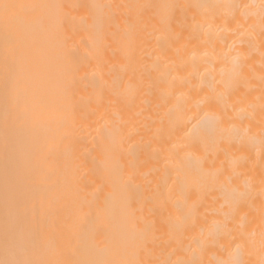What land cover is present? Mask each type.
<instances>
[{"label": "snow or ice", "instance_id": "1", "mask_svg": "<svg viewBox=\"0 0 264 264\" xmlns=\"http://www.w3.org/2000/svg\"><path fill=\"white\" fill-rule=\"evenodd\" d=\"M0 159V264H264V0H0Z\"/></svg>", "mask_w": 264, "mask_h": 264}, {"label": "bare ground", "instance_id": "2", "mask_svg": "<svg viewBox=\"0 0 264 264\" xmlns=\"http://www.w3.org/2000/svg\"><path fill=\"white\" fill-rule=\"evenodd\" d=\"M13 2L17 3H35V2H40V0H13ZM66 2H73V0H66ZM81 2H91V3H97V4H138V3H143L145 0H81ZM151 2L154 3H166V2H172V0H151ZM214 2H221V3H229L232 2V0H214ZM237 2H242V3H254V4H259L260 0H237ZM121 27H123V19L121 18ZM254 67H255V73L258 75L260 71V65H259V56L256 55L253 61ZM258 95V92L255 93L252 97V99H255V96ZM150 166V165H149ZM3 167V161L0 159V170H2ZM256 170L258 171V165H256ZM250 212V218L254 220V223L252 227L256 228L257 231L259 229V224H260V199L257 196L255 203L253 207L250 210H247ZM259 245H258V236H257V251L255 252L254 255L250 257L251 260L253 261H258L260 259L259 255Z\"/></svg>", "mask_w": 264, "mask_h": 264}]
</instances>
